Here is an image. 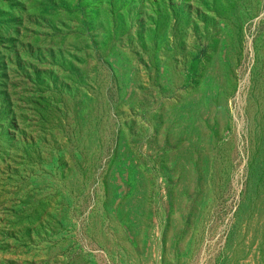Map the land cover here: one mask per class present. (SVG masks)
<instances>
[{"label":"rangeland","instance_id":"obj_1","mask_svg":"<svg viewBox=\"0 0 264 264\" xmlns=\"http://www.w3.org/2000/svg\"><path fill=\"white\" fill-rule=\"evenodd\" d=\"M0 264H264V0H0Z\"/></svg>","mask_w":264,"mask_h":264},{"label":"trees","instance_id":"obj_2","mask_svg":"<svg viewBox=\"0 0 264 264\" xmlns=\"http://www.w3.org/2000/svg\"><path fill=\"white\" fill-rule=\"evenodd\" d=\"M197 62H198V59H195V60L191 61L190 65H189L188 75H189L191 72H193V70H194V68H195V66H196V64H197Z\"/></svg>","mask_w":264,"mask_h":264}]
</instances>
